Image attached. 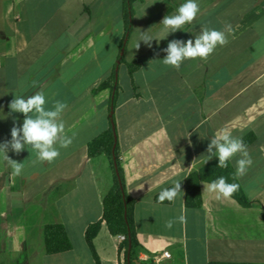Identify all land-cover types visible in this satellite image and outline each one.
I'll use <instances>...</instances> for the list:
<instances>
[{"label": "crops", "instance_id": "crops-1", "mask_svg": "<svg viewBox=\"0 0 264 264\" xmlns=\"http://www.w3.org/2000/svg\"><path fill=\"white\" fill-rule=\"evenodd\" d=\"M124 2L0 0V144L11 140L14 120L23 123V114L8 107L14 95L41 90L46 108L67 104L61 118L66 135L74 134L50 164L34 163L31 149L9 150L24 164L21 176L0 154V264H95L84 233L102 219L113 177L106 156L90 158L87 145L108 129L111 90H94L114 70L116 136L125 190L136 200L138 264H264V0H198L192 24L151 47L140 41L139 49L140 31L166 35L160 22L185 0L135 1L128 19ZM226 25L229 43L207 60H185L179 70L163 64L170 41H194L202 26ZM130 63L137 65L131 78ZM222 128L247 141L253 164L237 179L251 206L217 200L203 182L201 206L187 208L185 178L205 164ZM239 158L229 161L235 172ZM176 180L182 198L155 202ZM168 220L175 221L171 229ZM49 224L64 227L69 251L45 253ZM119 244L102 221L93 240L100 264H124Z\"/></svg>", "mask_w": 264, "mask_h": 264}, {"label": "clouds", "instance_id": "clouds-1", "mask_svg": "<svg viewBox=\"0 0 264 264\" xmlns=\"http://www.w3.org/2000/svg\"><path fill=\"white\" fill-rule=\"evenodd\" d=\"M200 13V5L198 0H185L174 15H166L160 24L163 25V31L166 33L163 37L157 39L149 29L140 31L136 49L140 47V41H143L148 47L151 42L166 38L169 33L182 30L186 24H192ZM232 31L231 25H226L225 30H217L202 26L199 34L195 35L194 41L172 40L167 47L163 49L166 56L162 62L166 66H170L179 70L181 64L185 60H207L216 48L226 46L229 43L228 34ZM47 99L45 93L36 91L35 94L25 98L22 95H14L13 100L8 107L11 113H21L24 116L22 126H14L11 128V140L0 144V154L3 160L12 169L13 176H21L24 164L12 160L8 155V151H14L16 154L21 153L25 148L31 149L35 153L34 163L44 164V162L52 163L57 160L60 155V149H67L73 144V136L65 133V122L62 114L67 108V104L63 101H55L51 108H46ZM207 160L212 158L218 159V167L226 168L228 162L234 157L239 156L236 160V172L234 179L243 177L247 174L248 169L252 166L253 160L247 150V145L241 137L231 134L227 128L220 129L207 146ZM27 178V177H25ZM181 180L174 181L170 188L162 189L158 194V202L164 201L174 202L177 198L184 195L181 188ZM203 183V182H202ZM204 191L214 194L217 200H228L239 190L238 183H229L223 176L213 180L210 183H203ZM183 221L184 217L177 218ZM175 221L168 220L165 227L171 229Z\"/></svg>", "mask_w": 264, "mask_h": 264}, {"label": "trees", "instance_id": "trees-1", "mask_svg": "<svg viewBox=\"0 0 264 264\" xmlns=\"http://www.w3.org/2000/svg\"><path fill=\"white\" fill-rule=\"evenodd\" d=\"M141 0H125V17L131 13L132 3ZM128 27V21H127ZM130 78L132 73L137 68L135 63L127 64ZM116 74L114 70L112 75L103 81L95 90L102 88H110L111 97L108 103L109 106V126L99 136L95 137L87 145V154L90 158L99 155H105L109 161L112 171V185L107 191L102 200V219L87 226L84 238L85 242L91 252L95 264H100L98 256L93 246V240L97 236L102 221H104L108 232L112 236L123 235L124 240L118 246V252L123 254L124 264H138V249L139 243L136 237L134 228V207L136 200L130 197L124 184L123 169L121 167L119 158V147L116 136V124L114 118V107L118 92V85L116 83ZM247 144V141H244ZM218 159L213 158L204 165L192 170L185 178V200L184 204L187 208H199L202 204L200 194V184L202 182L210 183L213 180L223 176L229 183H239L238 179H234L235 171L228 162L226 168H220ZM170 188V187H167ZM158 194L154 196V201L158 202ZM243 207H250L251 202L246 197L241 185L239 190L232 196ZM169 201H164L162 204H169ZM44 248L47 255L59 254L71 249L70 241L67 237L65 229L60 224H49L43 228ZM211 264H236V263H211Z\"/></svg>", "mask_w": 264, "mask_h": 264}, {"label": "built area", "instance_id": "built-area-1", "mask_svg": "<svg viewBox=\"0 0 264 264\" xmlns=\"http://www.w3.org/2000/svg\"><path fill=\"white\" fill-rule=\"evenodd\" d=\"M118 240H119L120 242H122V241L124 240V236H123V235H119V236H118ZM163 256H164V257H169V254H168L167 252H165V253L163 254Z\"/></svg>", "mask_w": 264, "mask_h": 264}]
</instances>
